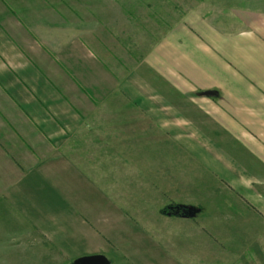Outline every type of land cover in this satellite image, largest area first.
<instances>
[{
  "label": "crops",
  "instance_id": "1",
  "mask_svg": "<svg viewBox=\"0 0 264 264\" xmlns=\"http://www.w3.org/2000/svg\"><path fill=\"white\" fill-rule=\"evenodd\" d=\"M58 2L0 0V205L16 204L33 212H41V206L42 217L51 221L48 226L69 228L82 209L65 214L67 199L83 193L71 181L85 174L91 180L92 172L97 176L90 164L111 161L114 137H120L125 143L147 140L158 153L161 142L182 145L221 182L264 211V75L242 74L240 68L228 71L207 59L204 49H192L193 42L188 50L197 60H189L181 73L176 54L170 53L172 44L162 41L142 56L136 53L135 65L123 66L122 55L110 46L115 28L107 22L114 6L91 9L82 17ZM116 38L123 39L120 34ZM183 100L187 123L178 125L171 110ZM147 102L153 105V118ZM162 105L170 108L169 121H162ZM114 131H126L127 136H114ZM102 146L105 152L98 149ZM50 177L56 182L48 181ZM241 177L260 183L245 189ZM33 188L42 192L35 194ZM84 191L94 196L85 201L95 202L84 215L91 223L104 222L106 238L116 226H135L125 218L126 209L104 198L102 189L90 186ZM257 196L262 199H250ZM179 205L193 204L172 203L159 212ZM34 214L28 224H33ZM93 236L111 250L100 234ZM82 250L83 256L103 254L101 249ZM119 259L118 264H137L125 255Z\"/></svg>",
  "mask_w": 264,
  "mask_h": 264
},
{
  "label": "rangeland",
  "instance_id": "2",
  "mask_svg": "<svg viewBox=\"0 0 264 264\" xmlns=\"http://www.w3.org/2000/svg\"><path fill=\"white\" fill-rule=\"evenodd\" d=\"M61 1L67 5L65 11L72 9L74 15L82 17L91 9L114 6V15L107 22L115 28L110 46L115 54L122 55L123 66L135 65L138 54L148 53L162 41L172 44L170 53L176 54L181 73L189 60H197L198 56L188 50L189 42H193L192 49H204L207 59L217 60L228 71L240 68L242 74L264 75V0ZM118 34L122 40H116ZM166 48L169 53V46ZM197 65L201 67L200 59ZM123 66L118 70L123 72ZM183 102L171 110L175 121L189 112ZM146 106L152 109L148 116L153 118V105L147 102ZM161 112L165 117L162 121H169L170 108L162 105ZM148 116L146 121H152ZM118 134L127 136L126 131L113 132L114 136ZM92 138L99 139V135L83 140ZM114 148L111 161L106 163L102 158L90 164L96 166L97 176L92 172L91 180L85 174L71 181L83 193L67 199L65 214L71 208L82 209L69 228L62 224L57 228L48 226L51 221L42 217L41 206H37L41 212H33L21 210L16 204L0 205V264H73L83 256L84 248L101 249L112 264H118L121 255L135 259L137 264L153 260L156 264H264V211L221 182L185 147L161 142L158 153L147 140L137 138L125 143L114 137ZM98 149L105 152L104 146ZM48 181L56 179L50 177ZM90 186L102 189L104 198L124 207L125 218L135 226H116L114 234L106 238L105 227L101 226L104 222L91 223L84 215L95 205L85 201L94 197L85 194ZM38 189L32 192L36 194ZM79 200L83 201L81 207ZM172 203L201 206L203 211L196 217L174 215L170 210L159 212ZM33 213L31 225L28 220ZM93 232L107 240L110 251Z\"/></svg>",
  "mask_w": 264,
  "mask_h": 264
},
{
  "label": "water",
  "instance_id": "3",
  "mask_svg": "<svg viewBox=\"0 0 264 264\" xmlns=\"http://www.w3.org/2000/svg\"><path fill=\"white\" fill-rule=\"evenodd\" d=\"M203 94H211L212 92H202ZM180 208H183L181 211ZM174 211H170L173 214H179L183 217H196L202 212V207L195 205H179L175 206ZM111 261L104 254H91L81 256L73 261V264H110Z\"/></svg>",
  "mask_w": 264,
  "mask_h": 264
},
{
  "label": "clouds",
  "instance_id": "4",
  "mask_svg": "<svg viewBox=\"0 0 264 264\" xmlns=\"http://www.w3.org/2000/svg\"><path fill=\"white\" fill-rule=\"evenodd\" d=\"M186 123H187L186 118H183V117L177 118L178 125H182ZM163 127H168V124L165 123ZM254 183H260L258 178H255V177H241L240 178V187H243L245 189H252ZM250 199L256 200V199H262V197L257 196V197H251Z\"/></svg>",
  "mask_w": 264,
  "mask_h": 264
}]
</instances>
